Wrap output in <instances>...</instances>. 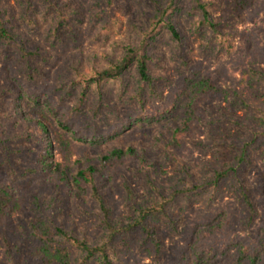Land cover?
Instances as JSON below:
<instances>
[{"label": "rangeland", "instance_id": "1", "mask_svg": "<svg viewBox=\"0 0 264 264\" xmlns=\"http://www.w3.org/2000/svg\"><path fill=\"white\" fill-rule=\"evenodd\" d=\"M162 1L0 0L3 19L14 35L0 38V173L25 195L13 227L0 230V264H42L30 257V225L38 210L53 229V245L69 251V264H193L189 235L223 221L235 238H264V98L248 101L240 85L246 72L264 94V0H252L239 11L234 0H202L215 27L204 23L193 0H181L171 16L178 37L162 29L151 47L148 67L154 93L147 87L140 92L132 66L121 79L90 85L79 102L83 77L110 66L126 47L139 45ZM196 69L208 73L222 94L202 107L196 132L183 138L180 149L167 148L174 130L167 119L133 124L104 143L76 142L71 174L78 162L113 147H132L146 158L145 166H128L117 175L113 189L102 192L114 235L90 188L77 199L72 191L39 183L32 164L40 138L15 111V103L19 108L32 104L26 93L47 94L84 132H110L128 118L155 115L170 105L182 78ZM236 94L248 104L233 111ZM244 151L246 161L241 163L238 157ZM223 171L225 177L218 178ZM163 198L169 202L154 225L156 250L131 224L141 207ZM56 228L67 238L106 245L108 263L98 257L84 262L85 254L57 235ZM237 259L233 249L224 264H248ZM259 264H264V254Z\"/></svg>", "mask_w": 264, "mask_h": 264}, {"label": "trees", "instance_id": "2", "mask_svg": "<svg viewBox=\"0 0 264 264\" xmlns=\"http://www.w3.org/2000/svg\"><path fill=\"white\" fill-rule=\"evenodd\" d=\"M181 0H163L158 3L159 9L151 18L150 27L145 32V37L137 46L126 47L122 56L110 63V66L95 70L93 74L83 77V88L80 95V104L86 98L89 86L99 85L105 80H117L125 76L128 70L134 66L139 80L140 92L144 87L154 93V79L150 73L148 64L152 44L162 29L168 30L174 37H178L171 16ZM252 0H234L233 8L237 11L246 9ZM195 7L201 12L204 23L215 27V23L207 11L206 4L202 0H193ZM14 35L7 28L0 10V38L13 39ZM241 88L248 101L261 102L264 94L261 87L249 79L246 72L242 73ZM217 82L205 71L196 69L185 75L170 105H165L155 115H141L128 118L110 132H84L81 127L64 112L56 109L55 103L45 93L31 91L26 93L32 104L28 103L23 108L16 104L15 111L23 125L33 126L40 138V148L36 154V161L32 164V171L38 176L39 183L55 185L66 190L78 199L85 197V193L91 189L92 197L96 200L104 215V222L108 229L115 231L107 220L109 209L102 198V192L111 191L117 184V175L130 165H146V158L138 150L132 147L122 149L113 147L108 153L89 159L85 163H77L75 174H71L69 163L78 153V143L92 145L113 140L122 131L128 130L133 124L143 122L152 123L162 119L171 120L174 130L171 132V140L167 144L169 150H178L182 146V140L196 132L202 118V107L222 93ZM21 96V95H20ZM20 96L18 99H20ZM141 103V95L138 96ZM230 104L235 111L237 105L247 106V100L238 94ZM238 103V104H237ZM53 116L54 120L49 118ZM31 125V126H30ZM58 160V161H57ZM238 161H246L245 151L238 157ZM232 169V168H230ZM226 171L217 173L218 178H224ZM127 193H132L126 186ZM177 195L176 192L173 193ZM174 198L173 196L171 197ZM245 203L252 208L247 194H244ZM25 195L17 185L5 175L0 173V230L11 229L18 215L23 209ZM169 199L163 198L159 203L149 207H141L139 215L131 228H137L146 234L150 244L158 249V241L154 225L158 222L159 215L168 204ZM55 233L66 238L79 248L85 256L83 261L94 257L108 263L106 245H89L86 241H80L74 237L67 238V234L56 228ZM53 229L44 219L40 210L38 217L30 225L32 246L30 257L42 264H69L70 253L66 248L53 245ZM231 225L227 222L217 223L213 226L194 231L188 237V252L193 264H224L231 250L235 249L238 255V263L259 264L264 254V238L258 235L251 241H243L233 236ZM181 264V263H180Z\"/></svg>", "mask_w": 264, "mask_h": 264}]
</instances>
